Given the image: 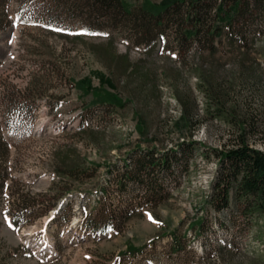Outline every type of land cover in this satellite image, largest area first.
<instances>
[{"label": "rangeland", "instance_id": "rangeland-1", "mask_svg": "<svg viewBox=\"0 0 264 264\" xmlns=\"http://www.w3.org/2000/svg\"><path fill=\"white\" fill-rule=\"evenodd\" d=\"M162 1L124 3L157 7ZM76 2L79 11L56 12L53 23L46 24L40 12L27 25L0 35V72L7 70L3 76L11 72L24 85L37 72L34 80H42L45 94L30 118L22 178L40 191L50 185L59 166L81 175L72 178L56 208L21 229L0 220V258L4 256L5 264H264V216L250 230L237 232L235 226L229 228L228 212L203 214L216 161L200 152L191 157L185 173L165 178V198L106 231L92 229V220L105 221L112 209L119 213L133 202L120 196L114 181L123 161L132 163L135 151L139 153L137 148L169 151L184 138L218 148L231 131L217 120L202 118L197 127L179 122L178 93L190 91L196 113L202 114L203 97L190 70L195 58L189 54L180 62L174 54L158 52V44L155 51L151 45H136L120 30L99 26L102 16H86L85 0ZM258 57L264 65V54ZM112 96L118 99L114 105L97 104ZM252 145L264 150L262 139ZM198 216L206 221L201 234L189 228ZM171 233L186 234L185 248L172 254ZM151 239L156 240L152 246L137 255L130 252Z\"/></svg>", "mask_w": 264, "mask_h": 264}, {"label": "trees", "instance_id": "trees-1", "mask_svg": "<svg viewBox=\"0 0 264 264\" xmlns=\"http://www.w3.org/2000/svg\"><path fill=\"white\" fill-rule=\"evenodd\" d=\"M45 1L0 0V35L8 34L18 24L27 25L40 12L41 19L50 24L57 13L79 11L77 0H48L50 7ZM85 2L86 16H102L103 24L99 26L120 30L134 44L151 45L153 51L158 44V52L174 54L180 62H185L189 54L195 58L190 70L196 75V88L203 97L202 114L196 113V98L190 91L178 93L182 112L179 122L197 127L202 118L217 120L231 131L229 140L218 148L192 138L178 141L169 151L137 148L139 153L135 151L132 163L130 159L123 161L114 181L120 196L127 195L133 202L126 203L119 213L112 209L105 221L92 220V229L106 231L120 219L165 198V178L185 173L191 157L200 152L206 160L216 161L203 214L226 211L232 223L229 228L235 226L237 232L250 230L254 221L264 216V150L252 145L256 138L264 140V65L258 57L264 54L260 49L264 41V0H163L157 7H127L124 0ZM89 20L91 26L100 28ZM44 30L49 32L48 28ZM227 63L229 68L224 67ZM5 72H0V220L19 230L56 208L57 201L70 189L72 178L81 175L72 167L59 166L50 185L40 191H34L32 184L22 178L28 154L26 143L31 138L30 118L45 94L42 80H34L37 72L24 85L14 81L11 72L3 76ZM115 100L112 96L97 104L112 106ZM134 191L140 197L133 195ZM55 217L53 214L52 219ZM238 220L241 223L235 224ZM205 223L198 216L190 221L189 228L201 234ZM185 237V233L170 234L171 254L185 248ZM155 242L151 239L130 252L137 255ZM0 264H5L4 256Z\"/></svg>", "mask_w": 264, "mask_h": 264}, {"label": "snow or ice", "instance_id": "snow-or-ice-1", "mask_svg": "<svg viewBox=\"0 0 264 264\" xmlns=\"http://www.w3.org/2000/svg\"><path fill=\"white\" fill-rule=\"evenodd\" d=\"M57 31H60V29H56ZM149 219L151 220L152 218H151V216H149Z\"/></svg>", "mask_w": 264, "mask_h": 264}]
</instances>
